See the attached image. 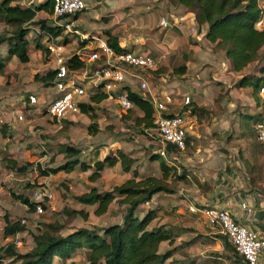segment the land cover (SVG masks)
Returning a JSON list of instances; mask_svg holds the SVG:
<instances>
[{"label":"rangeland","instance_id":"1","mask_svg":"<svg viewBox=\"0 0 264 264\" xmlns=\"http://www.w3.org/2000/svg\"><path fill=\"white\" fill-rule=\"evenodd\" d=\"M28 1L13 0V3L25 5ZM33 1V4L41 2V0ZM49 15L46 11H38L34 21L28 25L29 31L26 34L29 41L28 62L23 63L16 56L8 55L7 42L0 44V55L4 63L3 70L0 71V246L14 242L16 250L20 253L32 250L33 235L48 229V223L59 226L56 233L65 236L82 227L102 234L101 229L104 227L122 222L127 205L121 204L119 197H115L104 213L97 215L94 213L97 204H81L75 199L76 195L89 191L92 187L100 192L111 191L114 186L130 177L141 179L150 175L157 178L163 176L158 163L160 160H152V156L160 155L158 150L162 148L163 143L156 134L154 125L147 128L136 122L135 118L143 114L137 107L134 106L125 111L114 98H105L94 103V109L89 113H76L69 119H62L61 122H56L46 115L44 109L52 95V89L48 81L42 77L53 69L54 62L52 56L44 50L46 35H41V22L38 21L45 20V24L50 25ZM82 21L83 25H86L88 22H93V19L90 15H79L73 20L74 26L80 25ZM14 30V25L6 24L0 18V34L9 35ZM61 35L60 40L66 37L65 33ZM124 41L127 43L130 39L125 38ZM68 42L70 43L64 46V52H77L79 37L70 36ZM137 48L135 46L134 49ZM212 48L218 51L214 46ZM153 57L157 63V69L146 73L150 89L157 94L165 92L174 96L175 93L171 91L166 92V89L162 91L160 82L164 80L161 78L169 79L173 75H179L174 69L183 63L179 65L173 58L167 60L154 53ZM220 64V75L224 77L227 84L213 79L220 85V92L217 95V97L220 95L219 104L221 105L223 97H227V102L234 103L229 106V111L233 109L235 112L234 117L230 114L231 118H234L236 123L239 118L246 127H252V117L243 115L258 113L255 107L256 100L250 97L244 88L237 86V81L242 75L259 74V69L264 64V55L261 54L258 60L249 63L240 71L233 70L229 65L223 67L222 63ZM216 69L214 67V70ZM180 83H177L175 87L182 88L183 84ZM133 85V89H136L137 86ZM182 90L185 91L183 88ZM230 90H233L232 93ZM30 94L37 95L38 103H29ZM222 108L221 114H224L228 108L223 106ZM91 115L95 118L92 119ZM236 126L238 130V124ZM236 126H234V132ZM67 146L74 147L78 153L73 157L69 156L65 151ZM117 150L135 159L130 170L123 171L120 162L110 167L105 165L100 171V176L90 180L89 175L94 170V162L107 155H114ZM179 150L184 152L187 149ZM75 158L88 166L86 171L80 165H76L70 172L41 174L43 169L57 167ZM162 158L165 163L170 160L174 168V172H170L165 180L172 191L154 194L150 202L140 206L137 215L142 216L143 210L153 208L156 210V218L149 227L163 224L171 227L174 232H179L172 243L165 241L159 248L160 252L172 251L170 258L164 264H241L232 251L224 252V243L216 227H209L200 216H198L200 217L199 226H188L190 221L187 216L188 207L184 205V210L175 212L179 204L173 206V202L181 201L184 193L180 186L183 182L181 180L187 179L180 174H188L191 171L189 166L181 164V156L175 160L168 157ZM38 188H48L52 194L51 198L42 200L46 208H43L40 214L35 208L30 209L28 205L13 198L11 194L14 192L32 201L33 193ZM73 209H82L87 216L72 213ZM7 218L11 222L19 221L23 230L15 236L5 237L4 226ZM199 227L201 231L198 230ZM184 229L197 231V234L191 233L192 236L189 233L183 234ZM8 261L9 259L4 262ZM69 261H74V264H88L86 248L76 250L67 260L55 257L52 264H69Z\"/></svg>","mask_w":264,"mask_h":264},{"label":"trees","instance_id":"2","mask_svg":"<svg viewBox=\"0 0 264 264\" xmlns=\"http://www.w3.org/2000/svg\"><path fill=\"white\" fill-rule=\"evenodd\" d=\"M169 2L175 5L180 4L187 11L192 12L198 25H207L205 38L214 44L216 50L224 52L225 58L230 61L233 70L240 71L249 63L258 60L261 54L264 55V27L259 29L255 26L256 21L262 15L256 0H169ZM42 10L51 14L52 7L49 0L29 6L13 3V0H0V18L6 24L15 26V30L11 34H0V44L7 42L8 55L16 56L23 63L29 61V41L26 38L29 31L28 25L34 21L36 13ZM38 22H41V35L59 36L63 33V28L59 26L47 25L45 20ZM67 36L60 42L66 44L69 41ZM107 43L116 51L125 49L120 46L114 35H108ZM79 44L83 46L84 42ZM44 50L48 52L46 47ZM3 64L0 55V71L3 70ZM83 65L84 61L76 54L68 59V66L71 68H80ZM185 68L186 66L183 64L174 71L177 74H184ZM156 69L150 71L154 72ZM53 75L54 70L51 69L42 78L47 80L50 85ZM237 86L244 88L247 94L256 100L255 106H258L260 102L258 92L261 87H264V64L260 67L259 74L242 75L237 81ZM128 96L134 106L143 113L141 117L135 118L136 122L147 128L153 127V106L150 96L148 94L146 96L139 95L130 89ZM219 97L220 95L213 102L215 110L211 111L210 106L207 105L186 104L181 112L194 113L199 121L207 120L210 113L214 115L222 113L223 108L219 104ZM105 98H107L105 93H91L90 103H82L80 112L89 113L94 109V103ZM243 116L252 117L253 124L252 127H246L240 119L239 138L246 145L254 179L261 181L264 179V144L258 142L255 132V123L259 118V113L256 115L246 113ZM91 118L93 119L95 116L91 115ZM166 149L171 151L178 148L167 144ZM65 151L72 157L78 153V150L72 146H67ZM157 159L160 160L158 163L162 171V178L152 175L141 179L130 177L123 183L114 186L111 191L100 192L92 187L89 191L75 196V199L81 204H97L94 211L97 215L104 213L115 197H119L120 203L127 205L121 223L104 227L101 229L102 234L82 227L65 236L56 233L59 226L48 223V229L33 235L34 246L29 252H18L11 242L0 246V264H52L55 257L60 260L70 259L71 255L81 248H86L88 264H164L170 258L172 251L160 252L159 248L162 242L172 243L174 241L176 236L174 231L171 227L163 224L149 227L156 218V210L153 208L143 210L142 216L137 215L140 206L150 202L154 194L172 191L165 180L170 172H174V168L165 163L160 155L152 156V160ZM117 162H120L123 171H129L135 159L127 156L123 151L117 150L114 155H107L94 162V170L89 175V179L95 180L100 176V171L105 165L110 167ZM76 165H80L84 171L88 168L87 165L75 158L57 167L43 169L41 174L49 175L59 171L70 172ZM180 176L186 177V173H182ZM182 181H187V179L183 178ZM11 194L16 200L28 205L30 209H34L35 203L28 200L27 197L14 192ZM41 204L43 208H46L44 202ZM66 212L69 211L66 210ZM72 213L83 217L87 216V213L82 209H73ZM22 230L23 227L19 221L11 222L8 218L6 219L5 237ZM220 236L224 243V252L232 251L241 264H249L226 236L221 233ZM7 259L9 261L5 263L4 261ZM69 264H74V261H69Z\"/></svg>","mask_w":264,"mask_h":264},{"label":"crops","instance_id":"3","mask_svg":"<svg viewBox=\"0 0 264 264\" xmlns=\"http://www.w3.org/2000/svg\"><path fill=\"white\" fill-rule=\"evenodd\" d=\"M85 4V9L76 14L74 19L79 15H90L93 22L83 25L82 21L77 25L79 31L101 34L106 39L109 34L114 35L125 49L158 54L167 60L173 58L179 65L183 63L186 66L184 74L173 75L169 79L161 78L164 80L160 82L162 91L166 89V92L177 95L173 96L171 112H181L185 106V96L189 97V104L207 105L211 111L216 109L213 102L220 92V85L213 79L227 84L220 75V63L223 67L231 65L222 51L213 50L214 44L205 38L207 25H198L192 12L169 0H85ZM163 17L168 22L167 26L160 24ZM65 34L69 37L75 35ZM125 38L130 41L125 43ZM135 46L138 48L134 49ZM214 67L217 69L214 70ZM180 82L184 92L181 87H175ZM226 98L223 97L221 105L228 110L215 116L210 113L208 120L199 121L194 113L183 111L190 114L192 120L186 132L187 150L166 149V152L169 159L175 160L181 156V164L189 166L191 173L186 174L187 181L180 184L184 190L181 201L173 202V206L179 204L176 213L189 204L227 207L236 220L264 237V179L259 181L253 177L246 145L239 138V118L236 123L231 118L235 112L233 109L229 111V106L234 103L227 102ZM166 163L172 164L170 160ZM187 212L190 220L188 226H199L200 217L207 224L199 213H191L188 209ZM198 230L201 231V228ZM182 232L197 234V231L190 229ZM174 233L176 237L179 235V232ZM257 264H264V250Z\"/></svg>","mask_w":264,"mask_h":264},{"label":"built area","instance_id":"4","mask_svg":"<svg viewBox=\"0 0 264 264\" xmlns=\"http://www.w3.org/2000/svg\"><path fill=\"white\" fill-rule=\"evenodd\" d=\"M49 1L52 7L49 15L50 25L63 28V33L77 35L79 43L84 42V45L79 44L75 53H65L66 44L61 43L59 39L62 35L45 34V46L54 62V75L49 85L52 95L44 109L46 115L56 122L69 119L76 113H80L82 103H90L91 93L98 92L105 93L107 98H114L126 111L134 107V103L128 96L130 89L139 95L150 96L154 129L163 143L158 153L166 158L167 144L184 149L186 132L192 122L191 116L186 112H171L170 106L174 99L171 93L157 94L150 89L146 73L157 66L153 55L146 51L128 48L116 51L101 34L79 31L78 27L74 26L73 20L76 14L85 9V0ZM33 2L29 0L25 5L29 6ZM256 2L262 15L255 26L260 29L264 27V0H256ZM160 24L167 26L168 22L163 17ZM74 54L84 61L82 67L68 66V59ZM133 84L137 86L136 89H133ZM258 94L260 102L256 108L259 110V118L255 123V132L258 142L264 144V87L259 89ZM28 99L30 104L38 103V97L35 94H30ZM188 102L190 99L185 96L184 103ZM19 117L22 118L20 115ZM51 197L52 194L48 188H38L34 191L32 202L35 203L34 208L38 214L43 212L42 200ZM188 210L191 213H199L209 226L216 227L249 264L258 263L259 255L264 250V237L257 235L247 225L236 220L227 207L189 204Z\"/></svg>","mask_w":264,"mask_h":264}]
</instances>
